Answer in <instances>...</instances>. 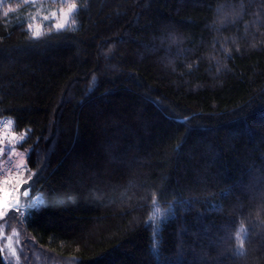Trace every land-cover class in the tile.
Returning <instances> with one entry per match:
<instances>
[{"label":"trees","instance_id":"obj_1","mask_svg":"<svg viewBox=\"0 0 264 264\" xmlns=\"http://www.w3.org/2000/svg\"><path fill=\"white\" fill-rule=\"evenodd\" d=\"M69 1L35 36L36 2L0 0L17 202L44 201L2 239L24 264H264V0Z\"/></svg>","mask_w":264,"mask_h":264},{"label":"rangeland","instance_id":"obj_2","mask_svg":"<svg viewBox=\"0 0 264 264\" xmlns=\"http://www.w3.org/2000/svg\"><path fill=\"white\" fill-rule=\"evenodd\" d=\"M7 1V0H6ZM24 2L27 1H35L36 3L31 5V8L26 12L29 16V22L27 25L28 30L34 35V33H41L45 27V24H50L53 29H56L55 25L64 20L65 15L68 12V8L74 2L69 0H22ZM59 2H64L63 5L59 6ZM76 4V3H75ZM8 7L13 10H19L22 7L20 3L9 4ZM77 8V5H76ZM52 13H55V18H52ZM74 14V13H73ZM49 17L48 20H45L44 17ZM71 19H69L68 24ZM67 24V25H68ZM66 25V26H67ZM31 26V27H29ZM65 26V27H66ZM10 119V118H9ZM11 120V119H10ZM10 133V132H9ZM7 137V136H6ZM15 139L10 142L6 141L4 144L9 146L18 156V164L17 170L15 173L11 174V176L6 180L0 182V199L3 200L5 207H3L2 212L8 209H18L21 212H28L30 207L28 205L32 203L28 201L27 204L22 205L17 202V198L20 194V185L22 183L23 178L26 174V161H25V152L16 148L14 146ZM24 193V192H23ZM38 198L36 197L35 200ZM167 209L160 207L157 203H155L152 207V214L150 216V222L153 224L154 229L158 228L160 222L167 216ZM2 217V215H0ZM2 228V224L0 225ZM20 239L17 233L11 235H3L2 239V231L0 230V246L3 250V256L6 260L7 264H24V260L22 258V253L20 252ZM13 250H15V255H13ZM70 261V260H69ZM67 264H71L68 262Z\"/></svg>","mask_w":264,"mask_h":264},{"label":"built area","instance_id":"obj_3","mask_svg":"<svg viewBox=\"0 0 264 264\" xmlns=\"http://www.w3.org/2000/svg\"><path fill=\"white\" fill-rule=\"evenodd\" d=\"M8 120H10L8 117L0 118V133H4L5 135L10 130V128L4 127V122ZM5 135L0 136V140H2L0 142V149H3L0 152V182L6 181L11 174L15 173L18 161L17 154L4 144Z\"/></svg>","mask_w":264,"mask_h":264},{"label":"snow or ice","instance_id":"obj_4","mask_svg":"<svg viewBox=\"0 0 264 264\" xmlns=\"http://www.w3.org/2000/svg\"><path fill=\"white\" fill-rule=\"evenodd\" d=\"M75 11H76V4L75 3H72L70 5V7L68 8V12L66 14H64L65 15L64 20L62 22L57 23L55 25L56 29L57 30H60V29L65 28V26L68 24L69 19H71V24H75V18H74V15H73V13ZM7 14H8L7 12L4 13L5 16H7ZM55 16H56V14L55 13H52V18H55ZM44 19L45 20H48L49 17L45 16ZM29 27H31V26H29ZM49 27H51V26H49ZM34 35L35 36H38V35H40V33L39 32H36V33H34ZM12 123L13 122L11 120H8V121L4 122V127L5 128H10V126L12 125ZM3 135H5V134L4 133H0V136H3ZM20 139L22 140L23 137H21ZM0 142H2V140H0ZM2 151H3V149H0V152H2ZM13 151H14V149H13ZM23 195L24 196H29L30 195V189H26L24 191ZM43 203H44L43 199H37V200L33 201L32 203H30L28 205V207H30V208L31 207H37V206H39L40 204H43ZM3 207H5V204H4L3 200L0 199V215H3V212H2ZM240 231L243 232L244 230L241 229ZM237 238L239 239V234H238ZM240 243H241V246H242V241H240ZM2 251L3 250L0 249V252H2ZM13 255H15V250H13Z\"/></svg>","mask_w":264,"mask_h":264}]
</instances>
